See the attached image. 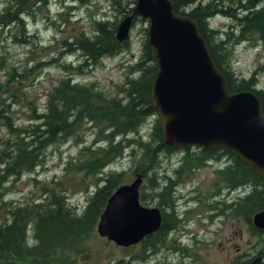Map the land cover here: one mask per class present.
<instances>
[{"label":"trees","instance_id":"trees-1","mask_svg":"<svg viewBox=\"0 0 264 264\" xmlns=\"http://www.w3.org/2000/svg\"><path fill=\"white\" fill-rule=\"evenodd\" d=\"M44 2L9 0L8 5L0 9V29L13 23L21 35L24 31V15L29 14L34 4L40 7ZM171 2L174 12L185 14L196 22L215 67L225 79L228 91H253L260 100L264 117V89L255 87V75L264 72V63L247 77L239 76L231 69L232 50L225 45L227 39L239 43L254 37L252 42L257 40L264 46V0ZM113 3L117 4L118 15L121 16L119 20L130 13L132 6L121 4L120 0H114ZM130 3L134 4L135 0ZM213 16L228 18L235 23L230 25V31L210 28L207 17ZM119 22L94 19L89 35L79 32L68 40H62L63 49L59 51V56L74 52L82 59L75 63L65 59L55 63L62 76L45 93L40 111L37 112L35 106L31 105L28 117L31 122L28 125H15L9 116V106L20 103V83L36 66L21 69L11 66L4 69L0 65L5 78L3 82L0 81V125L9 135L0 146V184L8 178L16 180L24 173L31 174L42 163L43 154L49 146L70 139L82 145L77 160L68 161L64 170L94 177V189L87 195L84 209L79 212L66 203L65 190L59 181L41 184L38 197L30 202L7 208H2L3 203L0 202V209L5 213L0 221V264H70L72 258L87 257L91 253L87 241L95 236L98 216L113 190L123 184L122 171H103L124 153L130 158H138L131 172H140L147 181V184H140L138 188L139 202L154 201V206H159L160 210V222L156 230L134 244L120 246L124 251L129 247L134 249L129 252L130 259L147 258L177 227L179 217L174 202L176 196L173 194L181 176L203 164L220 161L221 158L227 163H222L214 171L217 175L215 184H222L220 189L225 190L226 197L215 200L210 206L219 208L220 205L221 213L226 211L241 216L251 235L257 238L254 247L256 254L264 253V228L257 229L251 224L253 213L264 209V177L226 149L197 146L175 148L164 142L160 121L149 94L156 62L147 40V27L143 29L139 57L126 66L123 82L115 85V94L105 93L93 82L84 84L75 81V76L85 75L102 58H112L129 50L127 40L119 42L115 39ZM150 117L153 119L148 123ZM147 123L148 132L142 135L140 129ZM89 132L91 138L84 143L82 135ZM177 151L181 153L177 163L167 172L160 171L164 157L168 158ZM159 171L163 173L158 175L156 172ZM147 172L151 173L148 177ZM31 180L35 181V178ZM83 181L81 179L79 183ZM241 189L242 194L229 199L230 193ZM175 243L171 242V247H176ZM249 254H238L229 264H247L252 258Z\"/></svg>","mask_w":264,"mask_h":264},{"label":"rangeland","instance_id":"rangeland-1","mask_svg":"<svg viewBox=\"0 0 264 264\" xmlns=\"http://www.w3.org/2000/svg\"><path fill=\"white\" fill-rule=\"evenodd\" d=\"M113 1L45 0L43 6L38 7L34 4L29 14L24 15V31L21 35L13 23L0 29L2 33L0 35V65L3 68L13 66L17 69L36 66L20 83L21 92L18 93L20 103L9 106V116L15 125H28L31 122L28 118L31 105L35 106L37 112L43 108L45 93L62 76V72L55 66L56 62L62 59L69 63L81 61L82 57L78 53L59 56V51L63 49L62 40H68L79 32L89 35L92 32L91 22L94 19L119 21L121 16L118 15L117 4ZM8 2L9 0H0V9L7 6ZM120 2L129 7L134 6L130 3L131 0H120ZM183 9L186 10V8ZM138 19L139 17L128 33L129 50L112 58H102L96 66L89 69L88 73L75 76V81L84 84L93 82L105 93L113 94L115 85L124 80V74L127 72L126 66L139 57L140 42L143 38V29L147 27V20ZM234 23L233 20L221 16L208 19L209 27L223 32L230 31L232 29L230 25ZM231 32L233 35L236 34L233 30ZM253 39L254 37L239 43L227 39L225 42L226 47L232 50L231 69L239 76L247 77L264 63V46L257 40L252 42ZM4 69L0 68V81L2 82L5 79ZM255 76L258 84L255 87L264 89V72H257ZM152 119V117L148 118L147 122H151ZM148 123L141 127L142 135L147 134ZM89 133L82 135L84 143L90 140L91 134ZM8 137V133L0 125V146ZM81 145L82 143L70 139L62 144L49 146L43 154L42 163L31 174L24 173L16 180L8 178L3 181L0 184V202L3 203L1 207L7 208L30 202L38 197L41 184L47 182L52 184L51 181H59L65 190L66 203L79 212L85 205L87 195L94 189V177L89 178L81 176L80 173L66 172L64 168L68 161L77 160ZM180 156L181 153L177 151L168 158L164 157L159 170H169L177 163ZM137 162L138 158H130L124 153L103 172L109 169L121 170L123 172L122 182L128 183L134 178L131 169ZM222 163H227L224 158L217 162L211 161L203 164L181 176V181L175 185V196L177 197H174L179 222L172 230L173 234L170 233L171 236H168L169 239L164 240L154 252L150 253L151 257L144 260L130 259L129 252L134 250L131 249L132 247L124 251L123 247L99 237L95 232V236L87 241L91 253L84 258L83 256L72 258L70 264H229L237 254L253 253L257 238L251 235L241 216H234L226 211L221 213V206L218 204L219 208L210 206L215 200L226 197L225 190L220 189L222 184H215L217 175L214 171ZM160 171L157 172L158 175L163 173ZM150 174L147 172L146 176ZM32 177L35 181L31 180ZM81 179L84 180L82 184L79 183ZM145 184L147 181L145 176H142L141 185ZM239 191L242 192V189ZM239 191L230 193L229 199L242 194ZM141 204L154 206V201ZM2 208L0 209V221L5 217ZM173 241L176 242V247H171ZM262 261L264 262V259Z\"/></svg>","mask_w":264,"mask_h":264},{"label":"water","instance_id":"water-1","mask_svg":"<svg viewBox=\"0 0 264 264\" xmlns=\"http://www.w3.org/2000/svg\"><path fill=\"white\" fill-rule=\"evenodd\" d=\"M133 17L147 20L146 36L156 62L149 94L164 142L175 148L226 149L264 177V117L257 95L228 91L196 22L174 12L171 0H135L117 25L116 40L126 37ZM141 180L136 172L107 198L95 224L99 237L128 246L158 228L159 208L138 200ZM251 224L264 228V209L253 213ZM261 260L258 256L248 264Z\"/></svg>","mask_w":264,"mask_h":264},{"label":"bare ground","instance_id":"bare-ground-1","mask_svg":"<svg viewBox=\"0 0 264 264\" xmlns=\"http://www.w3.org/2000/svg\"><path fill=\"white\" fill-rule=\"evenodd\" d=\"M186 7H187V6H186ZM71 9H72V8H71ZM73 9H74V8H73ZM218 17H220V16H218ZM135 18L137 19L138 17H133V18H132V20H131V22H130L129 30H130V28L133 26V24H134V22H135ZM122 19H123V18H122ZM122 19H121V20H122ZM208 19H209V18L207 17V21H208ZM225 19H226V18H225ZM121 20H119V21L121 22ZM138 20H140V18H139ZM120 22H119V23H120ZM233 22H234V21H233ZM119 23H118V24H119ZM208 26H209V25H208ZM116 28H117V27H116ZM210 28H211V27H210ZM129 30H128L127 35H126V37H125L124 39H122V40H117V41L120 42V41L127 40V39H128V33H129ZM0 35H1V34H0ZM248 40H249V39H248ZM245 41H246V40H245ZM73 53H74V52H73ZM118 55H120V54H118ZM104 58H105V57H104ZM214 63H215V62H214ZM257 85H258V84H257ZM89 134H90V133H89ZM185 148H186V147H185ZM208 161H209V159H208ZM175 168H176V167H175ZM118 171H119V170H118ZM120 171H121V170H120ZM137 173H140V172H137ZM156 173H157V172H156ZM140 174H141V173H140ZM169 174H170V173H169ZM141 175H142V174H141ZM142 176H143V175H142ZM157 177H158V176H157ZM102 183H103V182H102ZM141 186H142V185H141ZM139 191H140V190H139ZM214 191H215V190H214ZM175 194H176V193H175V189H174V194H173V195L175 196ZM176 197H177V196H176ZM216 198H217V197H216ZM141 203H142V202H141ZM158 208H159V206H158ZM83 209H84V208H83ZM160 209H161V208H160ZM171 234H173V233H171ZM171 234H170V236H171ZM170 236H169V237H170ZM177 236H178V235H177ZM141 239H142V238H141ZM168 239H169V238H168ZM168 247H169V246H168ZM166 248H167V247H166ZM177 248H178V247H177ZM175 251H176V250H175ZM251 254H252V253H251ZM251 254H249L248 256H250ZM251 256H252V255H251ZM251 256H250V257H251ZM258 256H262V259H264V253H260V254H256V253H255V256H254L249 262H251L255 257H258ZM150 257H151V256H150ZM71 262H72V261H71ZM134 262H135V261H134ZM145 262H146V261H145ZM249 262H248V263H249ZM248 263H247V264H248ZM258 263H259V262H258Z\"/></svg>","mask_w":264,"mask_h":264},{"label":"flooded vegetation","instance_id":"flooded-vegetation-1","mask_svg":"<svg viewBox=\"0 0 264 264\" xmlns=\"http://www.w3.org/2000/svg\"><path fill=\"white\" fill-rule=\"evenodd\" d=\"M235 191H237V190H235ZM238 191H239V190H238ZM239 193H241V191H239ZM237 195H239V194H237ZM255 253H256V251H254L252 254L250 253V254L252 255V258L255 256ZM149 255H150V254H148L147 257H150ZM237 255H238V254H237ZM237 255H235V256H237ZM251 255H250V256H251ZM235 256L232 258V260H234V259L236 258ZM252 258H251V259H252ZM262 260H263V259H262ZM262 260L259 261V263L262 262ZM257 264H258V263H257Z\"/></svg>","mask_w":264,"mask_h":264}]
</instances>
